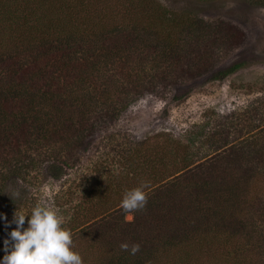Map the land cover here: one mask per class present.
<instances>
[{
	"label": "trees",
	"instance_id": "16d2710c",
	"mask_svg": "<svg viewBox=\"0 0 264 264\" xmlns=\"http://www.w3.org/2000/svg\"><path fill=\"white\" fill-rule=\"evenodd\" d=\"M235 28L160 0H0V197L14 206L31 171L59 178L104 136L126 140L130 180L93 188L71 220L84 264H264V103L258 124L219 143L215 132L203 156L168 130H113L143 96L163 99L168 117L248 67V57L226 62L246 39ZM144 182L147 204L127 219L120 201ZM11 227L0 220V235Z\"/></svg>",
	"mask_w": 264,
	"mask_h": 264
},
{
	"label": "rangeland",
	"instance_id": "374dc122",
	"mask_svg": "<svg viewBox=\"0 0 264 264\" xmlns=\"http://www.w3.org/2000/svg\"><path fill=\"white\" fill-rule=\"evenodd\" d=\"M160 1L170 8L186 10L208 20L226 19L237 24L239 29H233L234 36L240 32L246 41L240 40L226 62L246 57L254 61L224 81L213 83L208 91H194L176 105L168 117L158 114L165 105L163 99L143 96L129 106L113 130L132 131L135 127L130 133L141 139L153 132L168 130L185 141L190 139L194 144L193 155L203 156L213 149L211 142L231 140L239 134L240 123L253 126L260 122L255 109L263 107L264 103V6L253 5L249 0ZM151 116L153 121L149 122ZM263 126L264 123L260 127ZM215 132L216 137L209 142ZM128 145L126 140L116 142L104 136L86 158L59 178H54L45 168L31 171L33 180L26 195L13 198L16 200L14 206L0 197V213H5L10 221L17 208L30 214L36 204H44L56 209L64 218L63 226L70 229L72 218L90 204L93 188L101 187L102 190L106 186L104 183L112 181L109 189H116L119 188L116 186L118 180L126 182L132 175L136 163L129 159ZM138 169L141 171V167ZM2 178L0 175V183L4 182ZM128 216L133 217L131 213ZM7 236L0 235V258L5 254L3 240Z\"/></svg>",
	"mask_w": 264,
	"mask_h": 264
},
{
	"label": "clouds",
	"instance_id": "9594fccd",
	"mask_svg": "<svg viewBox=\"0 0 264 264\" xmlns=\"http://www.w3.org/2000/svg\"><path fill=\"white\" fill-rule=\"evenodd\" d=\"M147 188L148 184L144 182L126 190L120 201L122 210L130 213L144 209L148 201ZM127 218L131 219V216ZM0 219L7 221L8 226L16 225L3 240L5 254L0 258V264H84L81 254L74 248L71 229L63 226L64 218L56 209L36 204L30 214L17 208L10 221L5 213H0ZM121 248H130L134 255L140 245L133 243L130 246L123 242Z\"/></svg>",
	"mask_w": 264,
	"mask_h": 264
}]
</instances>
